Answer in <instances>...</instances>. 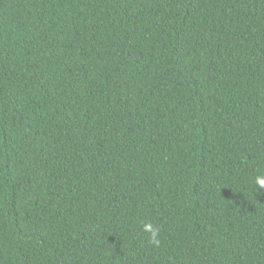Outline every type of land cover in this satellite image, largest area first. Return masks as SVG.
<instances>
[{
  "label": "trees",
  "instance_id": "obj_1",
  "mask_svg": "<svg viewBox=\"0 0 264 264\" xmlns=\"http://www.w3.org/2000/svg\"><path fill=\"white\" fill-rule=\"evenodd\" d=\"M261 174L264 0H0V264H264Z\"/></svg>",
  "mask_w": 264,
  "mask_h": 264
},
{
  "label": "clouds",
  "instance_id": "obj_2",
  "mask_svg": "<svg viewBox=\"0 0 264 264\" xmlns=\"http://www.w3.org/2000/svg\"><path fill=\"white\" fill-rule=\"evenodd\" d=\"M254 184L258 189H264V174L257 175L254 179ZM142 231L147 234V242L153 247L158 248L161 244L160 229L151 222H145L142 226Z\"/></svg>",
  "mask_w": 264,
  "mask_h": 264
}]
</instances>
